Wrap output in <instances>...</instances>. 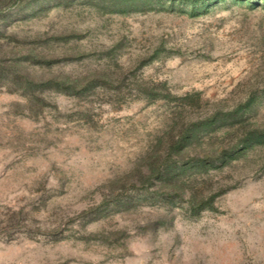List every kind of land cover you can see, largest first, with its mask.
I'll return each instance as SVG.
<instances>
[{
  "label": "rangeland",
  "instance_id": "374dc122",
  "mask_svg": "<svg viewBox=\"0 0 264 264\" xmlns=\"http://www.w3.org/2000/svg\"><path fill=\"white\" fill-rule=\"evenodd\" d=\"M66 3L11 2L0 29L28 37L48 32L60 57L68 55L54 68L65 74L109 66L134 71L176 95L199 94L207 109L256 94L250 121L264 125V8L228 3L192 17L159 6L117 12L90 0ZM19 103L18 95L0 90V213L22 211L35 238L23 227L1 240L0 264H264V161L232 173L237 187L219 198L216 212H177L168 229L151 226L159 214L152 204L137 215L88 221L104 185L130 172L166 130L173 105L130 98L117 108L99 101L93 123H85L70 97H55V107L38 117L16 112ZM108 226L131 231L104 243L97 235Z\"/></svg>",
  "mask_w": 264,
  "mask_h": 264
},
{
  "label": "trees",
  "instance_id": "16d2710c",
  "mask_svg": "<svg viewBox=\"0 0 264 264\" xmlns=\"http://www.w3.org/2000/svg\"><path fill=\"white\" fill-rule=\"evenodd\" d=\"M7 1L0 0V15L11 2L21 5L39 0H10V4H6ZM51 1L58 6L74 0ZM90 2L99 10L149 11L153 6H159L192 17L228 3L264 8V0ZM18 35L15 31L0 29V90L23 99V103L16 104V112L19 114L38 117L46 107L53 106V99L59 96L78 101L79 112L85 123H93L95 104L99 101L117 108L126 104L130 98L145 100L150 104L161 102L173 105L174 117L166 130L130 172L104 185L106 190L101 202L85 213L88 221L108 219L111 214L118 213L137 215L145 206L152 204L151 207L158 206L159 214L151 226L155 231L159 228L168 229L173 225L177 212L186 217L216 212L219 198L237 187L238 181L232 183V173L239 166H248L254 171L256 165L264 161V125L251 122L249 116L257 111L256 94L232 106L216 103L207 109L199 94L188 92L176 95L167 83L146 81L134 74V71L125 74L122 69L117 71L109 66L89 70L81 75L65 74L54 68L68 55L60 57L58 48L48 42V32L30 37ZM75 56L78 55L73 54ZM24 220L22 211L0 213V241H11L23 227L29 237L35 238L32 235L35 230L30 224H23ZM139 228L143 227L140 225ZM59 230L51 232L55 235ZM129 231L131 229L128 226L119 230L108 226L97 236L104 243L113 244Z\"/></svg>",
  "mask_w": 264,
  "mask_h": 264
}]
</instances>
